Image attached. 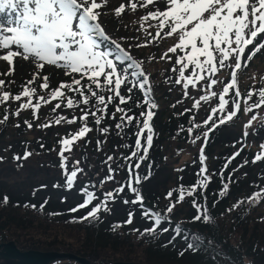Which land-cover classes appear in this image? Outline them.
Returning <instances> with one entry per match:
<instances>
[{
    "label": "trees",
    "instance_id": "1",
    "mask_svg": "<svg viewBox=\"0 0 264 264\" xmlns=\"http://www.w3.org/2000/svg\"><path fill=\"white\" fill-rule=\"evenodd\" d=\"M101 12L100 20L103 22L106 16L105 10ZM119 23H121L119 28L114 25L117 31L113 30L110 21H104V28H108L112 34L114 32L113 36H109L111 40H115L117 43L123 41L125 49L130 51L133 58L142 62L144 72L149 75L152 98L158 105V108L153 109L155 112L151 121L154 130L153 144L144 159V173L140 176L141 183L136 185L133 181V186L140 190L144 201L147 200L146 204L143 203L146 208L160 212L166 217L158 231L165 227L169 231L160 234L155 239L147 235L141 237L138 232L133 231L139 229L143 232L144 229L153 226V221L142 216L139 204L129 203L126 205L123 202L124 199L129 201L135 199V194L127 188L128 164L134 168L138 156L143 155V151L141 149L138 156L133 157L131 161L124 159V157L130 156L135 149V132L138 131V128L135 120L131 125L124 121L123 130L116 128V124L121 122V113L117 112L114 119L112 113L115 112L116 105L120 103L118 98L108 105L107 115L104 116L100 125L95 123V119L91 115L88 116L87 124L92 131L73 145L70 157H77L72 162L68 161L69 172L73 170V163L77 160L80 161L78 167L83 171L77 174L73 188L67 190L64 187V170L60 167L58 141L60 138L78 131L84 123L79 119L83 114L82 110L94 111L95 100H92L88 106L80 105L72 109L64 106L65 100L61 108L56 109L55 112L52 109L59 101L52 100L48 104H42L37 112L38 119H36L30 108L21 111L19 116L12 114L19 108L20 103L26 102L27 98L22 97L21 101L10 99L6 104H0V120L5 114L9 116L6 122L0 123V149L4 148L7 152L5 156L0 155L3 157L0 162V244L11 241L22 251L73 253L77 257H84L90 264H112L114 262L131 264H264V198L258 204L249 203L246 199L253 192L260 191L264 187V161L255 164L251 162L256 153L260 151V145L264 143V139L251 137V129L247 137L243 136L244 130L240 136L236 137L231 135L233 131L230 130L232 125L234 126L240 121L245 125L251 115L256 112L264 116V106L253 113L246 114L243 111V102H241V110L232 121L220 125L209 133L204 154L207 157L205 161L208 169L207 175H211V181L207 189L198 188L194 198L197 203L204 204L206 196V206L212 220L208 223H204L203 220L193 221V217L197 215V211L192 205L193 197H186L183 202L176 203L179 196V192L176 190L180 185L189 187L197 182V173L201 169L200 149L204 144L202 134L211 127V122L207 126H204L202 122L210 114L211 108L218 104V98H212L207 103L201 102V107L198 110L193 109L194 99H198L200 95L204 94L199 90V86L196 89L190 86L189 97L185 98L182 85L170 83L168 77L163 74L164 70H168L174 63L175 56L171 60H160L162 64L160 63L161 67L158 70L154 64L156 59L150 54L153 47L148 49L147 46H136L143 44L148 39L144 32L139 31L136 34V31H133L139 30L140 24L134 22L130 28L126 27L123 20ZM169 47L171 46H164L162 54ZM155 49L153 53L159 55V50ZM252 60L254 59L252 58ZM243 67L237 71V85L242 97L247 95L245 89L248 87L245 86V83L242 85L239 80L242 77ZM61 74V77L54 76L55 85L48 89L40 90L33 84L29 85L36 89L33 103H36L38 97L41 96L47 99L50 91L59 87L61 82H71L72 76L65 75V71ZM217 76L216 79L221 81L223 77H219V74ZM76 78H79L78 74ZM4 81L5 84L0 88V91H8L12 96L19 94L22 87L25 86L18 79L11 80V82ZM86 83V79L82 81V84ZM127 87H131V84ZM127 87H123L122 95L126 97L130 95L131 100L120 106L126 110L130 109L128 115L139 118L142 124L143 118L139 114L141 111H147V105L144 104V93L138 88H134L129 93ZM220 88V83L213 86V90L217 93ZM64 91L68 96L80 99L78 93L69 92L67 89ZM102 94L106 98L109 95L106 91ZM177 101L181 102L177 103ZM255 101L256 97H253L252 102ZM138 103L139 107H137ZM185 109L192 110L186 112ZM229 110H231V106H229ZM181 113L183 114L181 115ZM61 115L68 119L75 116L77 121L71 125L62 122L59 125L53 123L47 128L38 127L39 124L48 123L50 120L54 121L57 116ZM247 115L249 117H246ZM193 116L195 123L202 126L194 129L190 137L187 129L192 125L191 118ZM217 118L218 116L214 117V120ZM25 120L32 123V128L27 127L24 123ZM259 123L258 117L254 126ZM17 124L19 127L15 126ZM257 127V132L260 135L263 134L264 125L260 124ZM102 128H108V132L100 131ZM145 134L146 132L144 137ZM197 135H200L201 139L193 144L191 140ZM4 142L8 143L4 144ZM141 143L145 144L144 138L141 139ZM12 144L16 147L14 148ZM41 144H43V148ZM189 146L192 147L191 157L185 160L181 155ZM242 146L243 151L240 155L229 164L228 168L224 169L223 166L227 159ZM25 148H29L28 150L33 155L26 160H14L13 156L15 154L22 156ZM215 150L219 151L216 152L217 155L212 156V152ZM168 151L172 152L173 158L170 160L167 158ZM34 155L44 158L43 160H46L51 167H55L56 164L57 170H49L46 175L30 174L29 171L26 176L16 174L18 165H23L28 160L34 159ZM65 155L69 156V153L66 152ZM109 156L113 157L111 161L107 159ZM4 160L7 162L6 164ZM245 160L248 163L243 168L233 171ZM104 162H107L105 170H103ZM149 165H151L150 169ZM109 166L115 170L112 173L114 179L105 181V177L109 175ZM5 167L8 168L6 174H4ZM222 169L223 180L220 176ZM149 171L151 172L150 176L148 175ZM87 172L90 178H100L98 182L93 181L97 186L95 189L91 187V179L83 177V174ZM230 173L232 181L229 183ZM162 175L166 176L165 180ZM133 176H135L134 171ZM145 176L148 178L144 179ZM82 178L83 180H81ZM100 180L105 181L102 187ZM149 182L155 189L160 186L167 187L165 197L168 201L163 199L160 192L149 194L147 192V183ZM223 183H229V191L221 197L219 192ZM57 184L60 185L59 188L54 187ZM85 185H89V190L95 191L98 199L84 209L71 212L70 209L83 202L85 197L80 190ZM121 185L125 186L124 191L116 196L114 202L109 203L110 212L101 211L97 221L79 219L103 199L105 192L112 191ZM170 190L173 191V195L167 197ZM34 192L35 195H33ZM4 196L8 197L7 204L3 203ZM45 200H47L46 204ZM238 200H243L244 203L238 208L228 211ZM41 204H44L42 210ZM170 204H175V207L171 213H167L166 210ZM31 205L36 207L33 208ZM130 211L134 212L133 222L131 224L124 223L128 219ZM114 224H120L121 227L113 230ZM176 224H180L183 229L198 234L202 240L211 243L201 247L198 251L188 250L184 252L183 256L179 255L180 251L187 247V243L183 239L184 233L177 236L172 243H168L175 235L173 229ZM50 264L77 263L74 260L62 259Z\"/></svg>",
    "mask_w": 264,
    "mask_h": 264
},
{
    "label": "snow or ice",
    "instance_id": "2",
    "mask_svg": "<svg viewBox=\"0 0 264 264\" xmlns=\"http://www.w3.org/2000/svg\"><path fill=\"white\" fill-rule=\"evenodd\" d=\"M160 2L165 3L164 10L156 8L154 11L147 12L146 15L140 18V31L146 34L148 39L143 44H137V47H146L149 44L163 37L178 36V41L173 46L169 47L160 57L161 60H171L169 53L175 55V62L171 71L177 73L174 83L182 85L183 95L189 97V88L196 89L199 86L204 94L198 99H194L193 109H199L201 102H209L212 98H218V104L211 108L210 114L202 124L209 125L207 131L203 132L204 144L200 149L201 169L197 173V182L189 187L180 185L176 190L179 192L176 203L183 202L186 197H193L192 205L197 211V215L193 217V221H201L208 223L212 220L205 203L199 204L194 198L197 189H207L211 175H207L208 169L205 161L207 157L204 154V147L208 143L209 133L217 129L220 125H224L233 120L241 110V102H243V111L253 113L255 110L261 109L264 106V87L259 89H249L246 96L241 95L237 85V71L242 67L246 49L253 46L248 52L247 59L243 60V66L252 58L264 49V40L258 39L264 35V0H129L127 5L132 12L139 8H147L149 5H155ZM108 0H0V60L6 61L10 66L13 65L15 58L19 57L25 61L31 59L36 68L42 70L47 65H54L58 68L65 69V75L72 76L71 82H61L59 87L50 91L49 97L46 99L38 97L37 102L33 103V96L36 93L34 87H29L36 80L39 72L33 74V78L26 82L19 94L12 96L8 91H0V104H6L10 99L21 101L22 97H26V102H22L19 108L12 113L19 116L21 111L32 109L33 117L38 119L37 112L42 104H48L52 100H57L53 112L61 108L62 103L66 100L65 107L72 109L80 105L88 106L92 100H95L94 111L82 110L83 114L79 117L83 121V125L74 133L68 134L66 137L59 139L60 149L58 156L61 160L60 167L64 170L65 185L67 190H71L75 184L77 174L83 169L78 167L80 161L73 163V170L68 171L69 156L73 145L80 139L84 138L92 129L88 127V116L91 115L95 119V123L100 125L104 116L107 115V108L117 98L119 104L115 107V112L112 113V118H115L116 113H121V122L116 124L117 129L123 130L124 121L131 125L135 120L138 131L135 132V149L130 156L124 157L125 161H131L133 157H137L141 149L143 155L138 156V161L135 163V168L139 169L141 162L146 158L149 148L153 144L154 130L151 121L155 115L153 109L158 108L155 100L152 98V88L149 82V75L142 68V62L134 59L128 51L123 49L115 40L111 43L115 46L116 54L113 50L102 48L103 41H109L111 38L105 33V30L99 23V18L102 15L101 9L106 7ZM126 5L121 3L114 9L116 17L121 16L125 12ZM154 21L155 23H148ZM156 28L155 35L149 29ZM167 31H164L165 29ZM163 32V37L161 33ZM122 53V54H121ZM151 59V57H150ZM234 61V64L232 63ZM127 62V63H126ZM225 68H231V79L224 83L222 90L217 93L213 90V86L222 83L215 77ZM190 69L188 75L186 71ZM13 68H9V73ZM78 74L79 78H76ZM101 78H103L101 80ZM87 80L86 84L82 81ZM169 80L172 78L169 77ZM44 82L41 84L42 89H48V77H43ZM5 84L4 80H0V88ZM131 84V87H127ZM127 87L129 93L134 88H138L144 93V104L147 105V111H141L139 116L143 118L142 124L139 118L128 115L129 110L120 105L126 104L131 100V96L121 94V87ZM64 89L69 92L78 93L80 99L74 96H68ZM234 89V92L232 90ZM109 95L105 97L104 92ZM231 93V94H230ZM256 101H253V97ZM181 101H177L180 103ZM140 104H137L139 107ZM231 106V110H229ZM175 107V105H173ZM192 109H185L186 112ZM100 113V115H97ZM183 113H181L182 115ZM219 114V115H218ZM218 118L214 120V117ZM264 125V116L256 112L251 115V118L244 125L243 136L247 137L253 128L254 122L258 121ZM9 119L8 114L3 116L0 123H4ZM192 125L187 129L189 136H192L193 130L200 128L202 125L195 123V117L192 118ZM77 118L74 116L68 119L64 116H57L54 121H48L45 124H39L40 128L50 127L53 123L59 125L62 122L69 125L76 123ZM24 123L30 129L32 123L25 120ZM19 127V124L15 125ZM145 130L147 131L144 137ZM183 130V129H181ZM100 131L107 133L108 128H102ZM145 139V144L142 145L141 139ZM201 136L197 135L191 142L194 144L200 140ZM100 143L99 141L97 142ZM43 148V144H41ZM128 147V145H125ZM243 151V146L234 152L224 164L223 168H228L229 164L240 155ZM33 153L25 148L23 155L15 154L14 160L21 161L28 159ZM109 161L113 157L107 158ZM3 157H0L2 162ZM264 161V143L260 145V151L256 153L253 164ZM248 163L245 160L237 169L243 168ZM18 167H22L19 164ZM123 167V166H121ZM151 165H149V169ZM109 175L105 177V181L113 180L112 173L115 171L109 166ZM129 179L127 188L135 194V199L129 201L124 199V204L131 203L132 205L139 204L142 209V216L153 221L151 228H146L141 232L139 229L133 231L138 232L141 237L150 236L153 239L162 233L169 231L167 227L159 229L162 221L166 219L160 212L148 209L143 204V196L140 190L133 186V181L136 185L141 183L139 173L133 176V166L128 164ZM148 175H151L149 171ZM223 169L220 176L223 180ZM245 175H247L245 173ZM148 177L145 176L144 179ZM229 183L232 181V175L229 174ZM105 181L100 182L102 187ZM229 183H223V187L219 195L223 197L229 191ZM44 187V186H41ZM59 188L60 185H54ZM94 188L95 185H92ZM124 185L115 188L112 191L104 193L103 199L97 203L87 214L79 218L80 220H99V213L110 212L108 206L110 202H114L116 196L124 191ZM81 194L85 197L83 202L76 207L70 209L71 212H76L80 209L88 207L98 197L95 191L89 190V185H85L81 190ZM35 195V192L33 193ZM173 191L167 193V197H172ZM264 198V187L260 191L253 192L247 197L249 203L258 204ZM3 203H8V197L4 196ZM47 203V200L44 202ZM243 200H238L232 205L228 211L238 208ZM28 206V205H26ZM35 208V205H31ZM44 204L40 205L41 210ZM175 204H170L167 208V213H171ZM55 215V213H54ZM134 212L128 213V219L124 222L131 224L133 222ZM75 222V221H74ZM120 224H114L113 230L120 228ZM175 235L168 243H172L177 236L184 233L183 239L187 243V247L180 251L179 255L183 256L185 251H198L201 247L210 244L202 240L198 234L191 233L182 228L180 224H176L173 229ZM165 247L167 246L164 245Z\"/></svg>",
    "mask_w": 264,
    "mask_h": 264
},
{
    "label": "rangeland",
    "instance_id": "3",
    "mask_svg": "<svg viewBox=\"0 0 264 264\" xmlns=\"http://www.w3.org/2000/svg\"><path fill=\"white\" fill-rule=\"evenodd\" d=\"M121 3H124L126 5V9H125V12L121 14V16L119 17H116L115 14H114V9L116 7H118ZM129 3V0H108V4L106 7H104L103 9H101V11L105 10V20L104 21H110L111 22V25H112V28L113 30H116L117 29L115 28L118 27L119 28V24L121 25V20H123V22L126 24V27H132L131 25H133L134 22L136 23H139L140 21V18L144 15L147 14V12L149 11H154L156 10V8H159L160 10H164L166 5L165 3L163 2H160L158 4H155V5H149L147 8H137V10L135 12H132L130 10V8L127 7ZM104 21H100L99 19V23L101 24V26H104ZM148 23H155L154 21H149ZM123 24V23H122ZM115 25V26H114ZM125 28V27H124ZM139 30H133L134 32L136 31V34L140 31V28L138 27ZM132 30V29H131ZM150 32L155 35V32H156V28H150L149 29ZM168 29L166 28L164 31H167ZM106 33L108 35H112L114 34V32L111 30L112 33H110L109 29L107 28L106 30ZM109 31V32H107ZM161 37H163V32L161 33ZM259 40H264V35H262L259 39H258V42ZM178 41V36L177 35H173L172 37H163L161 39H158L157 41H154L153 43L149 44L147 47L148 49H150L151 47H153V49H151V56L153 58H155V66L158 70H160V57L162 55V52H163V49H164V46H173L175 43H177ZM123 42V41H122ZM122 42H119V43H122ZM121 45L124 46V44L122 43ZM250 47H253V46H250ZM102 48H105V49H109L107 47H105L104 44H102ZM157 48L159 50V55L158 53H153ZM110 50H113L114 51V54H116V50H115V47H113V49H110ZM130 53V51H128ZM248 52L249 51H246L245 53V56H244V59L243 60H246L247 59V55H248ZM122 54V53H121ZM130 55L132 56V54L130 53ZM169 55L171 57L174 58V54L172 53H169ZM133 57V56H132ZM254 60L252 61H249L247 63V66L246 67H243L242 68V77H240V82L242 85H244L245 83V86H248L245 91L246 93L249 91V89H259L260 87H264V49H262L259 53H257L254 57H253ZM242 60V61H243ZM174 62H175V59H174ZM127 63V62H126ZM162 64V63H161ZM174 64V63H173ZM173 64L171 65L173 67ZM169 65V63H168ZM171 66H170V70H164L163 74L164 76L166 75L168 78L171 77L172 79L169 80L170 83H174V80L176 78V75L177 73H173L170 75V73L172 72L171 71ZM12 67L13 68V71L11 72V74H8L9 73V68ZM56 66H53V65H47L45 64V67L42 69V70H39L36 68L34 62L29 59L27 61H25L24 59L22 58H15L14 61H13V65L10 66L6 61H2L0 60V80H9L11 82V80H21L24 85H26V82L27 81H30L32 80L33 78V74L39 72L40 75L37 76L36 80L34 81L33 85L37 88H39L40 90L42 89L41 88V84L44 82L43 80V77L47 76L48 77V83H49V87L51 86H54L55 85V79H54V76H58V77H61V73H63V68H55ZM164 67V65H163ZM167 68V67H166ZM228 70L229 68H225V69H222L220 71L219 74V77H223L222 79V83H220L222 85V87L224 86V83H227L228 81H230V79H227V77H225V75H227L228 73ZM190 72V69L188 71H186L185 75H188ZM217 74V75H218ZM26 76V77H25ZM218 77V76H216ZM215 77V78H216ZM102 80V79H101ZM220 81V80H219ZM180 88V87H179ZM123 89V87H122ZM122 89H121V92H122ZM222 90V88L220 89V91ZM233 92V91H232ZM123 93V92H122ZM121 93V94H122ZM255 97V96H254ZM250 115V114H249ZM249 115H247L246 117H249ZM255 123V122H254ZM260 125V123L258 124ZM254 126L252 129H251V137H254L255 139L257 138H263L264 139V133L260 135L259 132H257V126ZM233 132H231V135H233V137H236V136H240V134L243 132L244 129V123L242 121H240L238 124H235L234 126L232 125L230 127ZM146 137V135H145ZM8 142H4V144H6ZM10 144V143H9ZM14 146V148L16 147V145L12 144ZM175 147L177 148V144L175 145ZM192 150V147L189 146L188 149H185L184 150V154H182L181 156L183 157V159L185 160H188L190 157H191V151ZM177 151V150H176ZM219 151V150H215L212 152V156L216 154V152ZM171 151H168L167 153V158L168 160H170V158L172 159L173 157L171 156ZM178 153V151H177ZM7 154V152L5 151L4 148L0 149V155L1 156H5ZM70 157V155H69ZM77 156H72L69 158V161L72 162L74 159H76ZM34 159H30V161L28 160L27 163L25 162L22 167H19L16 171V174L20 175V176H26V173L27 171L30 172V174H35V173H39V175H46V173L50 170V171H56L57 170V166L55 164V167H51L50 164L48 162H46V160L44 161L43 159L44 158H40V157H36V155H34L33 157ZM4 163L6 164L7 162L4 160ZM56 163V162H55ZM107 162H104L103 163V170H105V164ZM144 162L141 163V166L140 168L138 169V173L139 175L141 176L143 173H144ZM10 165V164H8ZM6 170L4 171V174H6V172L8 171V168L5 167ZM30 169V170H29ZM104 175V174H103ZM163 177V180L166 179V176L162 175ZM83 177H85L86 179H91V187L92 185H95L93 183L94 182H98V180L100 179L99 177L97 178H94V177H91L89 176L88 172L83 174ZM83 180V178L81 179ZM101 181V180H100ZM147 192L149 194H151V192H160L159 194L162 195L163 199L165 201H168L165 197V191L167 189V187H164V186H160L158 187L157 189H155L151 184L150 182L147 183ZM97 186H95L94 188L92 187V189H95ZM164 189V190H163ZM144 191V189H143ZM68 195V194H67ZM152 195V194H151ZM80 199V198H78ZM150 200V197L148 199V201ZM78 201V200H77ZM147 202V200H146ZM0 264H11L9 262H5L3 260L0 259Z\"/></svg>",
    "mask_w": 264,
    "mask_h": 264
},
{
    "label": "water",
    "instance_id": "4",
    "mask_svg": "<svg viewBox=\"0 0 264 264\" xmlns=\"http://www.w3.org/2000/svg\"><path fill=\"white\" fill-rule=\"evenodd\" d=\"M0 259L11 264H50L60 260H74L77 264H90L84 257H77L73 253L43 252L33 250H19L13 242L0 244ZM112 264H131L126 262H114Z\"/></svg>",
    "mask_w": 264,
    "mask_h": 264
}]
</instances>
